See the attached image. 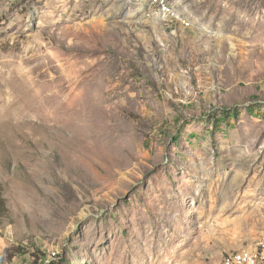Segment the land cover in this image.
<instances>
[{
  "label": "rangeland",
  "instance_id": "rangeland-1",
  "mask_svg": "<svg viewBox=\"0 0 264 264\" xmlns=\"http://www.w3.org/2000/svg\"><path fill=\"white\" fill-rule=\"evenodd\" d=\"M170 1L0 0V264H264V0Z\"/></svg>",
  "mask_w": 264,
  "mask_h": 264
},
{
  "label": "bare ground",
  "instance_id": "bare-ground-1",
  "mask_svg": "<svg viewBox=\"0 0 264 264\" xmlns=\"http://www.w3.org/2000/svg\"><path fill=\"white\" fill-rule=\"evenodd\" d=\"M167 3H171V1L150 0V4L154 8L155 14L158 16H170L173 14L174 9L172 4L167 5ZM261 244L264 247V238ZM221 264H260V257L256 250H239L225 256Z\"/></svg>",
  "mask_w": 264,
  "mask_h": 264
},
{
  "label": "trees",
  "instance_id": "trees-1",
  "mask_svg": "<svg viewBox=\"0 0 264 264\" xmlns=\"http://www.w3.org/2000/svg\"><path fill=\"white\" fill-rule=\"evenodd\" d=\"M253 99H257V100H258V99H260V98H259V97H253ZM226 113H227V115H228L229 117H231L232 114H230V112H226ZM233 115L238 116V111H237V110H234V111H233ZM219 121H220V120H219Z\"/></svg>",
  "mask_w": 264,
  "mask_h": 264
},
{
  "label": "built area",
  "instance_id": "built-area-1",
  "mask_svg": "<svg viewBox=\"0 0 264 264\" xmlns=\"http://www.w3.org/2000/svg\"><path fill=\"white\" fill-rule=\"evenodd\" d=\"M171 3H167V5H170Z\"/></svg>",
  "mask_w": 264,
  "mask_h": 264
},
{
  "label": "crops",
  "instance_id": "crops-1",
  "mask_svg": "<svg viewBox=\"0 0 264 264\" xmlns=\"http://www.w3.org/2000/svg\"><path fill=\"white\" fill-rule=\"evenodd\" d=\"M247 249V248H246Z\"/></svg>",
  "mask_w": 264,
  "mask_h": 264
}]
</instances>
